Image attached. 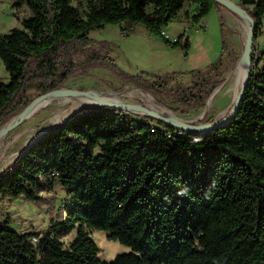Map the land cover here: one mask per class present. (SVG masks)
<instances>
[{"label":"trees","instance_id":"1","mask_svg":"<svg viewBox=\"0 0 264 264\" xmlns=\"http://www.w3.org/2000/svg\"><path fill=\"white\" fill-rule=\"evenodd\" d=\"M186 4L197 5V25L213 8L221 13L215 0H13L28 16L21 28L0 33V61L9 76L0 81V128L28 104L29 89L62 88L74 72L73 56L90 50L97 43L91 32L108 24H140L165 46L187 51L185 33L174 41L162 33ZM237 4L254 21V35L232 119L190 133L119 108L75 113L0 174V200L40 202L56 183L68 195L64 218L45 230L18 232L8 219L0 222V264H264V50L257 46L264 0ZM220 25L222 53L212 70L228 53L222 16ZM122 76L155 98L168 86L161 76ZM223 81L204 77L182 89V99L201 105ZM88 229L105 231L130 251L100 260Z\"/></svg>","mask_w":264,"mask_h":264},{"label":"rangeland","instance_id":"2","mask_svg":"<svg viewBox=\"0 0 264 264\" xmlns=\"http://www.w3.org/2000/svg\"><path fill=\"white\" fill-rule=\"evenodd\" d=\"M85 1L72 0V3L79 5ZM231 1L238 3V0ZM197 9L196 4H186L176 17L164 24L162 28L163 35L172 41L180 34L185 33L190 42V48L187 51L165 46L159 37L148 33L140 24L129 28L124 25L108 24L102 30L91 32L89 37L98 44L93 43L90 50L81 51L73 56L74 72L62 89L88 93L126 92L125 96H122L123 100L145 104L152 109L151 104L143 96L145 93L150 95L156 104L165 108L173 116L175 115L174 117L177 119L190 121L194 124H213L223 120L230 112L237 96L226 90L230 76H232L231 73L237 68L245 50L248 22L221 5L219 8L221 13L213 8L205 16L201 25H197L192 20V15L197 12ZM27 16V9L14 8L13 0H0V33H8L15 27L21 28V22ZM220 16L225 22L224 33L228 43V53L223 56L221 64L212 70L209 67L219 60L222 53ZM262 28L264 29V16ZM258 40V48L264 50V34ZM94 49L96 53L93 52ZM92 54L97 56L96 60L93 59ZM106 56L112 60L113 66L106 62ZM198 70L202 71L203 75L192 74L193 71ZM122 74L142 75L145 80L149 81L155 79L152 76H161L167 79L168 86L155 98L150 93L127 82ZM204 77L210 78L211 81L219 79H224V81L218 91L212 97L210 94L203 104L191 106L186 104L180 91ZM0 81H9L8 73L1 61ZM43 94L45 93L38 89H29L27 91L28 103ZM56 97L52 104L42 108L30 119L21 122L5 136L0 148V155L4 156L0 165V174L15 161L33 138L53 129L78 110L96 108L84 105L53 121L57 115L72 106L73 100L83 99L85 96ZM157 99H160L165 106L158 103ZM167 106L174 108L175 111L168 109ZM133 114L139 118L143 116L142 114ZM12 142L14 143L12 144ZM41 196L44 200L40 202H32L24 198L0 200V222L8 219L9 228L25 232L45 230L51 220L63 219L68 195L60 184L56 183L52 190L43 192ZM88 231L90 237L99 247L98 257L102 261H110L117 255L130 251L129 247L110 240L105 231L97 229H88ZM74 236L75 232H72L70 235L62 237L61 240L67 244Z\"/></svg>","mask_w":264,"mask_h":264},{"label":"water","instance_id":"3","mask_svg":"<svg viewBox=\"0 0 264 264\" xmlns=\"http://www.w3.org/2000/svg\"><path fill=\"white\" fill-rule=\"evenodd\" d=\"M216 2L219 3V5L221 6H225L226 8L230 9L231 11H233L234 13H236L239 17L243 18L246 17L249 21V26L246 32V38H247V42H248V47H247V53H248V67L246 70V75L244 78V81L242 83V86L239 89L238 92V96L235 99V101L232 104L231 110L228 113V115L221 121L213 123V124H194L193 122L190 121H185L183 119H177L175 122H170L164 118H162L160 115H158V113H156L155 111L151 110L150 108H148L145 104H139V103H134L128 100H119L117 105H110V104H104L103 106L100 107H111V108H119L125 111H129L132 113H136V114H142L143 116H149L151 118H154L158 121H161L169 126H172L176 129H180V130H184V131H188L190 133H202L208 130H212L215 127L221 126L223 124L228 123L236 109L239 106L241 97H242V93L244 91V88L247 84V80H248V76H249V67H250V60H251V53H252V45H253V35H254V21L252 20L251 17L248 16V14L235 2L231 1V0H215ZM223 84V83H222ZM220 84L216 89H214L211 93V97L212 95L218 90V88L221 87ZM60 92H63L67 95H81V94H85L88 92H84V91H76V90H71V89H62L59 88L57 90L51 91V92H47L45 94H43L42 96H40L39 98H42L44 96H49L52 94H58ZM96 93H103V92H96ZM35 101V100H34ZM34 101H32L31 103H28L22 110L21 112L14 116L13 118H11L6 124H4L1 128H0V138L6 136L9 132H11L14 128H16L23 120L24 117L27 113V110L29 109V107L34 103ZM99 108V107H96ZM90 109H95V108H90ZM90 109H81L78 110L76 112H74L73 114L69 115L67 118H65L62 122H60L57 126L61 125L63 122H65L69 117H71L72 115H74L77 112L83 111V110H90ZM56 126V127H57ZM56 127H54L53 129L48 130L47 132H44L42 134H39L38 136H36L35 138H33L23 149V151L29 146L31 145L34 141H36L38 138H40L42 135L47 134L49 132H51L52 130H54ZM22 151V152H23ZM21 152V153H22Z\"/></svg>","mask_w":264,"mask_h":264},{"label":"bare ground","instance_id":"4","mask_svg":"<svg viewBox=\"0 0 264 264\" xmlns=\"http://www.w3.org/2000/svg\"><path fill=\"white\" fill-rule=\"evenodd\" d=\"M243 18L246 19L247 22H248V24L246 25V29H248L249 21H248V19L246 17H243ZM247 47H248V42L246 41L245 50H244V52L242 54L241 59L239 60L237 68L233 72L234 74L231 73L232 76H230V79H229V82H228V87H227V90H226L227 92H231L233 95H237V96H238L239 89L242 86V83L244 81V78H245V75H246V70H247V67H248ZM227 81H228V79H227ZM125 93L124 92H122V93L110 92V93H85V94H81V95H67V94H65L63 92H60L58 94H52V95H49V96H44V97L38 98V99H36L34 101V103L27 110V113H26V115L24 117V120L30 119L37 112L39 113V111L42 108H45L46 106L52 104L53 101L57 98L56 96H71V97H77V96L78 97L79 96L83 97V96H85V97L83 99H75V100H73L72 101V106L67 111H63L59 115H57L53 119V121H56V120L60 119V117H62L63 115H66L67 113H70V112L76 110L77 108H81V106H84V105L95 106V107L103 106L104 104L117 105L119 100H123L122 96ZM143 96H144L145 100L148 101L151 104V106L153 107L152 109L150 108L151 110H153L156 113H158V115H160L162 118H164V119H166V120H168L170 122L176 123L175 121L177 120V118L174 117L175 115L173 116L165 108H163V107L159 106L158 104H156L154 102L153 98L150 95L143 93ZM237 96H236V98H237ZM4 138H5V136L0 138V148H1V145L3 143ZM13 143L14 142H12V144ZM3 158H4L3 154L0 155V165H1L2 161H3Z\"/></svg>","mask_w":264,"mask_h":264},{"label":"crops","instance_id":"5","mask_svg":"<svg viewBox=\"0 0 264 264\" xmlns=\"http://www.w3.org/2000/svg\"><path fill=\"white\" fill-rule=\"evenodd\" d=\"M259 40H257V42H258Z\"/></svg>","mask_w":264,"mask_h":264}]
</instances>
